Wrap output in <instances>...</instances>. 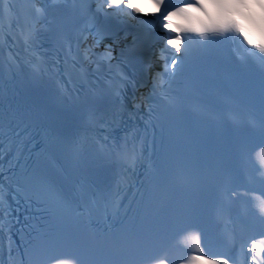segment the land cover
<instances>
[{
  "label": "snow or ice",
  "instance_id": "1",
  "mask_svg": "<svg viewBox=\"0 0 264 264\" xmlns=\"http://www.w3.org/2000/svg\"><path fill=\"white\" fill-rule=\"evenodd\" d=\"M141 3L143 9L136 0H99L95 8L85 0H26L19 5L0 0V44L18 32L29 51L47 32L56 49L59 58L51 68L31 51L27 64L36 87L51 81L59 98H71L77 84L91 85L75 97L66 122L49 134L41 150L65 160L57 174L39 159L21 163L22 125L38 119L39 112L29 109L0 122V173H5L0 210L8 215L11 192L12 200L35 201L46 213L43 226L22 237L23 251L14 260L10 256L11 264H264V148L256 162L253 158L254 143L264 144V0ZM109 18L136 21L138 30L153 28L160 37L163 68L152 75V95L164 102V111L158 114L145 103L146 125L161 115L178 114L173 84L190 61L212 63L227 50L239 67L259 75L260 118L242 120L236 108L245 102L225 99L226 120L246 130L221 142L215 162L205 167L191 193V178L167 160L159 168L149 160L139 185L131 174L121 175L117 169L134 173L143 159L142 149L129 144L131 134L111 145H101L93 136L124 104L121 90L127 76L103 44ZM246 31H254L257 41ZM69 172L79 178L75 193L64 187ZM237 206L244 210L234 211ZM209 217L220 227L218 238H209ZM100 220L106 227L96 226ZM7 231L0 220V232ZM189 250L194 251L183 260Z\"/></svg>",
  "mask_w": 264,
  "mask_h": 264
},
{
  "label": "bare ground",
  "instance_id": "2",
  "mask_svg": "<svg viewBox=\"0 0 264 264\" xmlns=\"http://www.w3.org/2000/svg\"><path fill=\"white\" fill-rule=\"evenodd\" d=\"M179 2H181V0H178ZM6 39V41H8V43H9V40L7 39V38H5ZM6 41H4V43H2V46H6L7 44H5L6 43ZM78 87L81 89V86L80 85H78ZM160 99V98H159ZM160 102L162 101V100H159Z\"/></svg>",
  "mask_w": 264,
  "mask_h": 264
}]
</instances>
